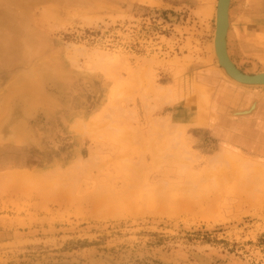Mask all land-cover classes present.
<instances>
[{
    "label": "rangeland",
    "instance_id": "1",
    "mask_svg": "<svg viewBox=\"0 0 264 264\" xmlns=\"http://www.w3.org/2000/svg\"><path fill=\"white\" fill-rule=\"evenodd\" d=\"M217 1L0 0V264H264V87ZM227 41L264 72V0Z\"/></svg>",
    "mask_w": 264,
    "mask_h": 264
},
{
    "label": "water",
    "instance_id": "2",
    "mask_svg": "<svg viewBox=\"0 0 264 264\" xmlns=\"http://www.w3.org/2000/svg\"><path fill=\"white\" fill-rule=\"evenodd\" d=\"M231 0H219L217 7V30L215 36V47L220 64L227 73L239 83L250 86H264V72L258 74H246L242 72L229 58L226 48V34L229 28V13Z\"/></svg>",
    "mask_w": 264,
    "mask_h": 264
},
{
    "label": "bare ground",
    "instance_id": "3",
    "mask_svg": "<svg viewBox=\"0 0 264 264\" xmlns=\"http://www.w3.org/2000/svg\"><path fill=\"white\" fill-rule=\"evenodd\" d=\"M219 1V0H218ZM218 1H217V7H218ZM231 3H232V0H231ZM231 3H230V7H231ZM216 4V3H215ZM217 7H216V25H217ZM228 13H229V28H228V31H227V34H226V37H225V40H226V48H227V53H228V55H229V52H228V41H227V38H228V33H229V29H230V8L228 9ZM216 30H217V26H216ZM215 34H216V32H215ZM216 36V35H215ZM213 48H214V54L216 55V57H217V59H218V63H219V65L226 71V69L220 64V62H219V57H218V55H217V49H216V47H215V39H214V44H213ZM214 55V56H215ZM229 58H231L230 57V55H229ZM232 60V59H231ZM236 65V64H235ZM226 73H227V71H226ZM227 75H229L228 73H227ZM229 77H231L230 75H229ZM232 78V77H231ZM233 79V78H232ZM234 80V79H233ZM236 81V80H235ZM236 82H238V81H236ZM239 83V82H238ZM240 84H242V83H240ZM243 85H245V84H243ZM250 86V85H249ZM264 87V86H263ZM202 122V121H201ZM201 125V124H200Z\"/></svg>",
    "mask_w": 264,
    "mask_h": 264
},
{
    "label": "crops",
    "instance_id": "4",
    "mask_svg": "<svg viewBox=\"0 0 264 264\" xmlns=\"http://www.w3.org/2000/svg\"><path fill=\"white\" fill-rule=\"evenodd\" d=\"M157 1H159V0H157Z\"/></svg>",
    "mask_w": 264,
    "mask_h": 264
}]
</instances>
